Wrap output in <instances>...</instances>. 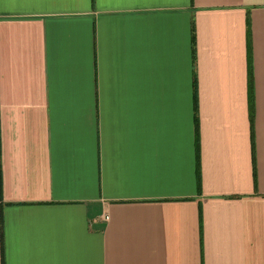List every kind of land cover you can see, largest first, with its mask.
<instances>
[{"label": "crops", "instance_id": "obj_1", "mask_svg": "<svg viewBox=\"0 0 264 264\" xmlns=\"http://www.w3.org/2000/svg\"><path fill=\"white\" fill-rule=\"evenodd\" d=\"M0 264H264V0H0Z\"/></svg>", "mask_w": 264, "mask_h": 264}, {"label": "built area", "instance_id": "obj_2", "mask_svg": "<svg viewBox=\"0 0 264 264\" xmlns=\"http://www.w3.org/2000/svg\"><path fill=\"white\" fill-rule=\"evenodd\" d=\"M108 219H109V217H108V216H106V217H105V220L107 221Z\"/></svg>", "mask_w": 264, "mask_h": 264}]
</instances>
